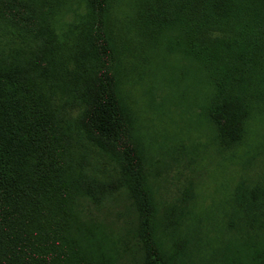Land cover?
I'll use <instances>...</instances> for the list:
<instances>
[{
    "label": "trees",
    "instance_id": "obj_1",
    "mask_svg": "<svg viewBox=\"0 0 264 264\" xmlns=\"http://www.w3.org/2000/svg\"><path fill=\"white\" fill-rule=\"evenodd\" d=\"M83 1L74 46L69 21L58 30L64 0H0V264H123L127 256L167 264L143 150L116 86L112 0ZM137 8L205 70L211 88L199 107L216 135L241 141L264 111V0H139ZM83 138L127 181L135 218L121 233L89 209L109 189L84 169ZM229 199L228 264H264V170L238 180Z\"/></svg>",
    "mask_w": 264,
    "mask_h": 264
},
{
    "label": "rangeland",
    "instance_id": "obj_2",
    "mask_svg": "<svg viewBox=\"0 0 264 264\" xmlns=\"http://www.w3.org/2000/svg\"><path fill=\"white\" fill-rule=\"evenodd\" d=\"M138 3L112 0L108 24L117 50V90L159 208L158 239L167 264H228L235 248L222 223L237 181L264 170V111L254 112L241 141H222L199 107L211 88L205 70L176 51V39L152 23ZM82 11L83 0H64L57 25L61 30L69 21V45L77 46ZM71 110L69 117L78 112ZM83 141L85 147L76 150L85 152L84 169L109 189L101 203L88 201L89 209L121 233L135 218L127 181L112 158ZM123 264H130L129 256Z\"/></svg>",
    "mask_w": 264,
    "mask_h": 264
}]
</instances>
